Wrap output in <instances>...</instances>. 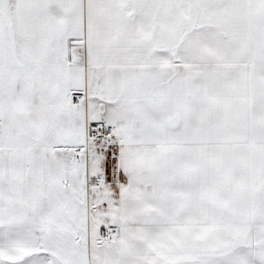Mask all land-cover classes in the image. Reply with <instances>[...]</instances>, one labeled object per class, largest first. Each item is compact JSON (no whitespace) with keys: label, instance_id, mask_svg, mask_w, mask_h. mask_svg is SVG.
I'll return each mask as SVG.
<instances>
[{"label":"snow or ice","instance_id":"obj_1","mask_svg":"<svg viewBox=\"0 0 264 264\" xmlns=\"http://www.w3.org/2000/svg\"><path fill=\"white\" fill-rule=\"evenodd\" d=\"M0 264H264V0H0Z\"/></svg>","mask_w":264,"mask_h":264}]
</instances>
